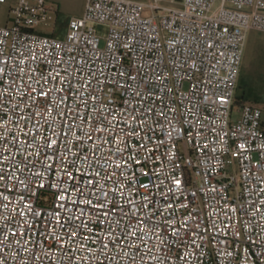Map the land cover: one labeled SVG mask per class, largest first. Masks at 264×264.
Wrapping results in <instances>:
<instances>
[{
  "label": "built area",
  "instance_id": "obj_1",
  "mask_svg": "<svg viewBox=\"0 0 264 264\" xmlns=\"http://www.w3.org/2000/svg\"><path fill=\"white\" fill-rule=\"evenodd\" d=\"M12 12V25H0V264H264V107L244 102L234 114L249 34L264 32V0H88L82 15L50 32L36 29L58 13L48 0H18ZM65 68L76 72L74 98L49 114L45 98L28 93L61 87ZM73 106L88 124L68 111ZM97 109L111 110L119 146H132L122 169L108 135H85ZM49 140L58 141L55 156ZM96 171L99 182L89 187ZM112 173L123 195H113ZM73 183L93 204L103 188L100 199L123 211L108 218L98 211L97 221L89 209L96 237L85 232L89 240L78 243L61 235L62 251L39 234L40 218L21 196L27 185L38 200L24 203L46 211V224L55 211L86 207L72 203L81 199ZM109 223L116 240L101 244ZM28 224L31 239L20 235ZM122 228L135 235L125 241ZM53 230L60 234L55 223Z\"/></svg>",
  "mask_w": 264,
  "mask_h": 264
},
{
  "label": "snow or ice",
  "instance_id": "obj_2",
  "mask_svg": "<svg viewBox=\"0 0 264 264\" xmlns=\"http://www.w3.org/2000/svg\"><path fill=\"white\" fill-rule=\"evenodd\" d=\"M2 71V70H0ZM66 75L65 76H60V73H56V75L52 76L51 79L53 81L56 80L57 76H60V80L59 83L61 84V87L56 88L55 85H53V87L45 90L44 86L41 85L39 90H37L35 87L30 89V92L28 93L29 99H32L34 102H36L38 100L39 97H43L45 98L44 103H45V107H46V111L51 114V112L53 110H55L57 112V114H59V107L60 105H65L67 107V101L70 99H73L74 97L72 96V92L75 88V85L73 84V81L76 80L77 76H76V72H68V70L65 68L64 69ZM82 79H87L86 77H81ZM37 83H39V81H37ZM65 83H67L68 87L67 89H65V87L63 86ZM81 88H87L88 85L87 84H81L80 85ZM53 92H57L60 94L61 99L59 101H52L51 98V93ZM89 99L94 100L95 97L94 96H90ZM81 100L83 101V97H81ZM51 103L54 105V108H50L48 107V104ZM84 103L86 104L87 102L84 101ZM68 111L72 112V115L74 116L75 119L77 120H82L83 124H88L89 123V117L86 115L83 118L79 116V114L75 111V106H73V108L68 109ZM134 111V109H133ZM96 112V117L95 119H93L91 121V128H92V132L86 133V137L87 139H93V134L95 133H100V139L103 140V137L105 135H108L111 139L112 144L114 145V148L112 149V151L114 152L115 155L119 156L122 158L121 163H117L115 164L116 169H122L125 165H127L128 161L123 159V153L125 152L126 149L131 148L132 146L128 145L125 141V147L121 148L119 146V140H118V132L120 131L119 129H117L111 121L108 120V116L109 115H113L111 110H109V112L107 114H105L104 112L100 111L99 109L95 110ZM117 117L113 115V120H116ZM132 119H135V117H133ZM138 123H143V120L138 121ZM69 127L71 128L72 125L69 124ZM82 130V129H81ZM135 132V129L133 128L131 131H125L124 132V136L127 139H131L133 133ZM13 141H15L17 138L15 136L12 137ZM54 146L58 147V141L57 140H49L46 142L45 147L47 149H53V155L55 156L56 153V149L54 148ZM95 146V141L93 144V147ZM139 147L144 148L145 151H147V148L141 144L139 145ZM81 154H83V149H81ZM94 154V153H93ZM87 159V157L85 158ZM131 159L133 160L134 163H140V161H137L135 159L134 156L131 157ZM50 167V166H49ZM123 174V173H121ZM64 175L69 179L72 180L73 182H75V177L72 175L71 172H65ZM95 178L94 179H88L86 180V184L89 187H94L95 184H97L99 182V177H100V172L96 171L94 174ZM115 177V173H112L110 175H108L106 177V180L109 182H115L117 184V187L112 189V193L113 195H123V193L120 192V188L123 187V185L120 184V180L119 178H116L114 180ZM3 179V176H0V180ZM176 184H179L180 181H176ZM25 192L23 193V195L21 196V202L23 204L24 208H28L29 212L31 213V218L33 220H35L36 218H40V223L39 225H37V229L39 231V234L42 235L46 240L47 239H51L54 241V243L56 245H60L61 250H65L64 246L61 245V235L65 236L67 238V240L69 241H73L75 240L76 242H80L81 238H83V240L88 241L89 240V236H85L84 233L85 232H89V234L92 237H96V233L92 230H90L88 228V224L92 222V220H89L88 216H87V212L90 209L92 212V217L94 220L99 221L100 217L96 216V212H100L101 215L105 218H108L110 216V214H115L117 212L122 213L123 209L122 207H120L115 201L112 202H105L104 200H101V197H107L108 196V192L104 191L103 188H100V196L97 197V203L93 204L91 199L88 198H84L87 196H90L92 193H90L88 191L87 188H82L81 186H77L75 183H73V187H76L77 190L79 191V195L81 197V199L79 200V202L77 201H72L73 204H76L77 208H79V204H84L86 207L84 209H80L79 210V214H75L73 213L70 216H61L59 211H55L53 213V218H57V219H53V218H49L47 220V223L45 224L44 221V217H46L48 214L47 212H40L37 211L33 208L31 203H24V197L27 196L29 200H38V197L33 195H29L28 193V186L25 185ZM40 187H43V185H40ZM5 191H8L7 188H5ZM3 193H0V196H2ZM4 200H7V197H3ZM68 198L67 194H62L59 196V200L63 201L66 200ZM109 203L111 204V206H109ZM58 207L60 209H64L65 206L64 204H59ZM18 215L20 216H24L27 215V213H25L22 209L18 210ZM53 223H55V227L57 229L60 230V234L58 235L54 230H53ZM116 226L120 227V221L117 220L115 221ZM140 224H144L145 221L141 220L139 221ZM198 227V226H197ZM32 230V225L28 224L27 227L25 228V231L20 233V235L23 236H27L28 239H31V237L29 236V233ZM106 231H107V235L106 236H102L100 237V242L101 244H103L104 240L107 239L109 241V243H114V241L116 240V237H114L112 235V227L111 224L109 223L106 227ZM142 231V229H141ZM13 235H16V233L14 232ZM135 232H125L124 229H121V237L127 241L129 236H134ZM139 238V237H138ZM28 241L26 240V243ZM91 242V241H90ZM83 247V245H81ZM104 247H107V245L105 244ZM74 259V257H72ZM38 259V257H37Z\"/></svg>",
  "mask_w": 264,
  "mask_h": 264
},
{
  "label": "rangeland",
  "instance_id": "obj_3",
  "mask_svg": "<svg viewBox=\"0 0 264 264\" xmlns=\"http://www.w3.org/2000/svg\"><path fill=\"white\" fill-rule=\"evenodd\" d=\"M54 4L58 13H54V19L48 24L36 26L37 30L52 31L60 29L66 21L72 16L82 15L86 9L88 0H48ZM149 1V0H141ZM18 0H8L6 3H0V25L11 26L14 18L12 9L17 5ZM146 10L145 15H150ZM101 31H106L100 27ZM104 42L102 43V45ZM242 73L240 78H244L243 88H237V94L244 97L245 102L253 103L264 107V32L252 30L249 34L246 53L243 59ZM235 109L234 114L238 116Z\"/></svg>",
  "mask_w": 264,
  "mask_h": 264
},
{
  "label": "trees",
  "instance_id": "obj_4",
  "mask_svg": "<svg viewBox=\"0 0 264 264\" xmlns=\"http://www.w3.org/2000/svg\"><path fill=\"white\" fill-rule=\"evenodd\" d=\"M243 69V68H242ZM242 73V72H241ZM240 77H241V75H240ZM244 78H240L239 79V84H238V88H243L244 86H243V84H244ZM245 101H244V97L242 96V95H238L237 93H236V98H235V105L236 106H240V105H242L243 103H244Z\"/></svg>",
  "mask_w": 264,
  "mask_h": 264
}]
</instances>
